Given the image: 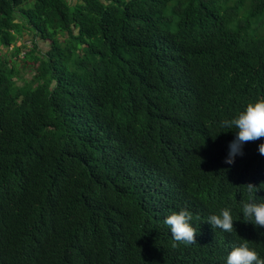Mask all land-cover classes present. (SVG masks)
I'll return each instance as SVG.
<instances>
[{"label":"trees","instance_id":"trees-1","mask_svg":"<svg viewBox=\"0 0 264 264\" xmlns=\"http://www.w3.org/2000/svg\"><path fill=\"white\" fill-rule=\"evenodd\" d=\"M29 32L45 52L17 46ZM10 47L0 264H226L243 243L264 258V227L242 215L246 184L264 200V137L229 165L237 129L220 126L264 97V0H0ZM181 208L193 243L164 222ZM223 208L231 231L208 223Z\"/></svg>","mask_w":264,"mask_h":264},{"label":"clouds","instance_id":"clouds-1","mask_svg":"<svg viewBox=\"0 0 264 264\" xmlns=\"http://www.w3.org/2000/svg\"><path fill=\"white\" fill-rule=\"evenodd\" d=\"M221 127H235V135L228 145V153L225 158L226 164H233L237 156H242L246 142L259 140L264 137V97L248 102L243 110L239 111L231 119L220 122ZM258 151L264 155V141L258 145ZM250 198L242 202V215L248 221H254V225L264 227V200L257 202L254 196L256 186L252 183L246 184ZM192 213L187 208L172 211L166 216L165 223L170 226V232L175 241L187 243L195 242L197 234L192 224ZM208 223L220 227L226 231L233 229V217L230 208H223L219 214L211 215ZM226 264H264V258L250 248L247 243L235 246L228 253Z\"/></svg>","mask_w":264,"mask_h":264},{"label":"rangeland","instance_id":"rangeland-1","mask_svg":"<svg viewBox=\"0 0 264 264\" xmlns=\"http://www.w3.org/2000/svg\"><path fill=\"white\" fill-rule=\"evenodd\" d=\"M72 1H73V3L76 2V0H72ZM16 17L18 18V20L21 21L20 15H17ZM28 34L25 33L23 35V37H19L18 42H17V46H21L22 44H26L29 48L32 46V41L36 40L40 49H42L44 52L48 49L47 43L43 42L39 38L35 39L32 32H29ZM26 51H27V48L23 49V52L20 54L21 59H24V57H25L24 53ZM12 52H13V47H10L8 50H2V51L0 50V54H5L7 59L11 58ZM18 62H21V61H18ZM32 67L33 66L30 64V61H28L25 65L21 64L19 66L20 76L18 77L19 78L18 80L15 79V81H17L18 85H23L25 79L29 80L32 78V71H33Z\"/></svg>","mask_w":264,"mask_h":264}]
</instances>
